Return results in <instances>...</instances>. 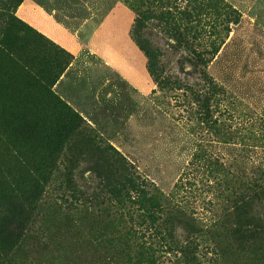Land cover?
I'll use <instances>...</instances> for the list:
<instances>
[{
	"label": "rangeland",
	"instance_id": "rangeland-1",
	"mask_svg": "<svg viewBox=\"0 0 264 264\" xmlns=\"http://www.w3.org/2000/svg\"><path fill=\"white\" fill-rule=\"evenodd\" d=\"M1 246L264 264V0H0Z\"/></svg>",
	"mask_w": 264,
	"mask_h": 264
},
{
	"label": "trees",
	"instance_id": "trees-1",
	"mask_svg": "<svg viewBox=\"0 0 264 264\" xmlns=\"http://www.w3.org/2000/svg\"><path fill=\"white\" fill-rule=\"evenodd\" d=\"M47 43V45L51 48V50H53V52L56 54H54L56 57L57 56H59V59H58V57H57V59H58V64L59 65H57V67H58V75H60L63 71H64V69L66 68V66L68 65V63H70V61H71V59H72V55L70 54V53H68V52H66L65 50H63V49H60V48H57L53 43H51V42H46ZM58 75L57 76H55L54 77V79H53V82L57 79V77H58ZM71 115L72 116H74L76 119L78 118L79 119V117L77 116V115H75L73 112L71 113ZM15 221V218L14 219H10V218H8V217H5V218H3V220H1V222L4 224V225H10V227L11 226H14L15 224H17L16 222H14ZM9 229H11L10 231L12 232V233H14V231L16 230V228H9ZM1 249H6L7 248V246H5V247H0ZM1 252H3V250H1Z\"/></svg>",
	"mask_w": 264,
	"mask_h": 264
}]
</instances>
